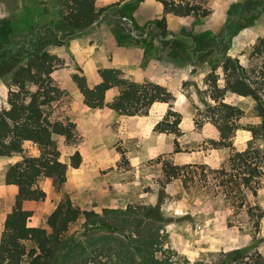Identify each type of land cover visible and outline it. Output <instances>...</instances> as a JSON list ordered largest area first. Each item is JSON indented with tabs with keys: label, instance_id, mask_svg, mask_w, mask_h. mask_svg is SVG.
I'll return each instance as SVG.
<instances>
[{
	"label": "rangeland",
	"instance_id": "374dc122",
	"mask_svg": "<svg viewBox=\"0 0 264 264\" xmlns=\"http://www.w3.org/2000/svg\"><path fill=\"white\" fill-rule=\"evenodd\" d=\"M197 1L209 15H169L160 30L156 23L163 10L155 0H97L98 20L83 29H66L63 17L68 0H0V47L42 33L41 48L61 59L55 77L67 93L52 109V117L72 121L70 114H76L98 122L81 130L75 123L73 140L54 135V148L60 158V150L74 152L84 143L101 142L97 157L104 163H89L82 170L69 168L65 182L56 176L47 178L45 199L26 204L33 212L32 226L46 221L68 199L87 213L62 236L52 264H255V252L264 255V188L255 197L248 194L246 207L236 208L221 196H212L200 174L187 181H169L163 170L165 162L212 169L225 164L231 148L216 149L210 143L216 139V129L205 117L214 104L207 75L213 73L218 86H225L219 54L237 58L249 72L261 60L252 50L264 36V11L246 21L223 47L222 30L230 12L246 0ZM119 62L131 80L159 83L172 99L154 103L147 115L133 117L109 108L87 109L83 95L72 90L73 84L77 87L72 79L76 68L97 83L99 69ZM4 73L0 74V108L6 106L9 91L10 74ZM117 95L118 89H111L106 102ZM223 100L244 110L240 126L258 123L251 97L227 93ZM170 110L177 116L169 121L179 119V131H158V123ZM249 138L250 132L239 129L234 148ZM36 154L27 143L22 155L0 157V238L17 192L15 186L5 184L4 172L22 156ZM88 155L95 156L93 146ZM195 171L190 169L188 176ZM235 250L241 251L238 261L231 259Z\"/></svg>",
	"mask_w": 264,
	"mask_h": 264
},
{
	"label": "trees",
	"instance_id": "16d2710c",
	"mask_svg": "<svg viewBox=\"0 0 264 264\" xmlns=\"http://www.w3.org/2000/svg\"><path fill=\"white\" fill-rule=\"evenodd\" d=\"M97 0H68L63 20L66 29H83L98 20ZM131 1V0H120ZM143 2L145 0H136ZM163 10L157 27L165 29L167 16L188 17L207 16L209 10L197 0H155ZM264 11V0H246L232 8L230 17L222 30V45L230 44V38L244 26L246 21ZM43 34L32 36L20 44L0 47V74H10L8 78V98L6 106L0 108V157L22 155L29 143L38 152L36 155L22 156L9 165L4 172L6 185L17 188L13 204L7 214L4 230L0 238V264H52L61 246L62 236L70 225L85 211L73 205L68 199L59 203L46 221L30 225L33 212L26 208L29 202L43 201L46 192L43 183L56 176L65 182L69 168L85 169L80 152L71 156L70 164L60 161L59 151L54 148V135L75 137V123L69 119L53 118V108L67 93L64 84L55 77L61 66V59L42 49ZM252 55L261 58L260 64L248 71L237 58L219 54L226 75L225 86H218V78L213 73L207 75L212 85L210 97L214 104L209 106L210 114L205 117L214 122L216 139L210 140L213 148H231L225 164L217 169L207 165L177 166L171 162L163 164L167 179H194L200 174L204 187L212 196H221L236 208L247 206V196H256L264 188V36L253 47ZM9 66V68H7ZM5 71H2L3 69ZM100 81L92 83L82 69L76 68L72 79L84 97V104L92 109L109 108L122 115L133 117L147 115L156 102H169L172 93L163 85L150 80L133 81L119 66H109L98 70ZM252 75V76H251ZM255 77V78H254ZM117 88L118 95L112 102H106L109 90ZM231 93L251 97L255 101L258 123L240 126L239 120L244 110L223 100ZM177 114L170 110L163 122L158 123L160 132L177 133L179 119L170 122ZM239 129L250 132L239 149L234 148ZM196 168L193 176L190 169ZM185 170L187 172L185 173ZM197 170H200L198 172ZM254 207L250 206L249 211ZM89 214V213H88ZM149 217L153 214L146 213ZM261 215L255 220L258 228ZM33 246L28 248L27 243ZM240 250H235L232 260L238 261ZM154 260V258H153ZM255 264H264V255L255 252Z\"/></svg>",
	"mask_w": 264,
	"mask_h": 264
},
{
	"label": "crops",
	"instance_id": "0c3cea01",
	"mask_svg": "<svg viewBox=\"0 0 264 264\" xmlns=\"http://www.w3.org/2000/svg\"><path fill=\"white\" fill-rule=\"evenodd\" d=\"M126 19V18H125ZM127 20V19H126ZM122 65L121 64V62H119L118 64H117V66L118 65ZM119 65V66H120ZM72 90L75 92V91H78L77 92V95L79 96V95H81L82 96V94L79 92V90H78V88L76 87V86H74V84H73V86H72ZM111 92V90H109L108 92H107V94H106V99H108V97H109V93ZM87 109H91V110H96V109H92V108H87ZM70 117H71V119H72V122H74V123H76V125H77V127H78V129L79 130H81V129H85V128H88V127H90V126H95L98 122H97V120H95L93 117H88V116H78V115H76V114H70ZM92 119V122H94V124L91 122H89L90 120ZM90 143V144H89ZM100 144H101V142H88V144L86 143V145H85V143L83 144V145H81L80 147H78V148H75L74 149V152L75 151H79L80 152V154H81V156H82V158H83V161H84V163H86L87 165L89 164V163H94V162H97V163H104V162H101V160H98V157H97V155L101 152V150L102 149H99V148H101L100 147ZM90 146H93L94 147V151H95V156L92 158V157H90L89 155H88V148L90 147ZM61 151V155H60V161L61 162H63V163H66V164H70V162H71V156L73 155V153L74 152H72V150H69V148H68V151H63V150H60ZM68 152V153H67ZM116 155V154H115ZM112 157L114 156V155H111ZM95 158H97V159H95ZM89 166V165H88ZM87 166V167H88ZM86 167V168H87ZM73 169V168H72ZM75 170H82V169H75Z\"/></svg>",
	"mask_w": 264,
	"mask_h": 264
},
{
	"label": "water",
	"instance_id": "95a60500",
	"mask_svg": "<svg viewBox=\"0 0 264 264\" xmlns=\"http://www.w3.org/2000/svg\"><path fill=\"white\" fill-rule=\"evenodd\" d=\"M166 38H170V35H168Z\"/></svg>",
	"mask_w": 264,
	"mask_h": 264
},
{
	"label": "built area",
	"instance_id": "2783aa9c",
	"mask_svg": "<svg viewBox=\"0 0 264 264\" xmlns=\"http://www.w3.org/2000/svg\"><path fill=\"white\" fill-rule=\"evenodd\" d=\"M124 20H126V19H124Z\"/></svg>",
	"mask_w": 264,
	"mask_h": 264
}]
</instances>
